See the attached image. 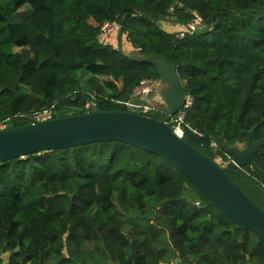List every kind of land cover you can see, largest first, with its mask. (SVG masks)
I'll return each mask as SVG.
<instances>
[{
    "label": "trees",
    "instance_id": "obj_1",
    "mask_svg": "<svg viewBox=\"0 0 264 264\" xmlns=\"http://www.w3.org/2000/svg\"><path fill=\"white\" fill-rule=\"evenodd\" d=\"M195 12L203 25L190 32ZM106 21L123 26V51ZM128 49L177 65L194 99L184 138L211 158L213 141L223 153L262 137L264 0H0V122L84 113L93 94L96 110H125L113 100L159 77ZM238 172L264 199V146ZM0 264H264V241L165 159L108 140L0 163Z\"/></svg>",
    "mask_w": 264,
    "mask_h": 264
},
{
    "label": "water",
    "instance_id": "obj_2",
    "mask_svg": "<svg viewBox=\"0 0 264 264\" xmlns=\"http://www.w3.org/2000/svg\"><path fill=\"white\" fill-rule=\"evenodd\" d=\"M123 26L118 32V49L123 51ZM128 59L150 62L157 68L161 86L157 105L168 114L158 119L127 110H94L56 116L19 126L0 128V163L46 152L99 141L117 140L149 150L182 172L218 210L235 226L253 230L264 241V207L242 188L238 168L245 166L255 151L264 146L262 137L253 140L252 130L245 143H222L232 156L228 167L237 175L233 179L218 162L174 133L168 123L171 115L184 104L183 87L177 65L168 56L145 53L138 49L125 51ZM197 207L186 196L178 198Z\"/></svg>",
    "mask_w": 264,
    "mask_h": 264
},
{
    "label": "built area",
    "instance_id": "obj_3",
    "mask_svg": "<svg viewBox=\"0 0 264 264\" xmlns=\"http://www.w3.org/2000/svg\"><path fill=\"white\" fill-rule=\"evenodd\" d=\"M170 10L172 11L173 7H171ZM194 14L195 18L188 26V31L190 32H194L197 28H200L203 25V18L196 12ZM117 31H119L118 22H104L102 26V32L104 35H113ZM182 35H184V33H182ZM160 86V77H144L132 90L127 99H114L113 101L123 105L127 111L161 119L168 113L159 108L156 104ZM193 101V97L190 94H186V99L183 106L177 112L172 114L168 120V123L171 125L174 133L182 138H184L186 128H191L189 123L186 122V118L193 105ZM97 105L98 99L93 94L85 104L86 112L96 110ZM155 113L162 115V117H158L155 115ZM53 115H55V112L53 110V106H51L50 108L35 111L26 116L30 118V122H38L41 120L54 118ZM0 128H6L5 124L0 122ZM193 130L199 133L196 129ZM212 147L215 153V157L213 159H215L222 167L227 168L229 162L232 160V156L226 151L221 153L219 151V145L215 141L212 142ZM239 168L243 169V167Z\"/></svg>",
    "mask_w": 264,
    "mask_h": 264
},
{
    "label": "rangeland",
    "instance_id": "obj_4",
    "mask_svg": "<svg viewBox=\"0 0 264 264\" xmlns=\"http://www.w3.org/2000/svg\"><path fill=\"white\" fill-rule=\"evenodd\" d=\"M29 12H30V6L29 5H24L20 10H19V13L14 17V19H13V21H15V22H17V21H20L21 19H23L26 15H28L29 14ZM172 20V19H171ZM167 25V26H166ZM171 26H169V21L167 20V24L165 23V28H166V30H168L169 28H170ZM118 32L119 31H117L116 33H114L113 35H111L112 36V38L113 39H115V40H118ZM155 115H157L158 117H162V115H159V114H156L155 113ZM229 171V170H228ZM230 173V175H231V177L232 178H234V179H237V178H235V176H234V174L233 173H231V171H229ZM243 184V183H242ZM243 189L247 192V193H249L256 201H257V203H259L261 206H263L264 207V199H263V197H262V195H261V193L259 192H257V193H255V192H253V191H251L250 189H248V188H246V186L243 184ZM257 198V199H256ZM5 256V255H4Z\"/></svg>",
    "mask_w": 264,
    "mask_h": 264
},
{
    "label": "clouds",
    "instance_id": "obj_5",
    "mask_svg": "<svg viewBox=\"0 0 264 264\" xmlns=\"http://www.w3.org/2000/svg\"><path fill=\"white\" fill-rule=\"evenodd\" d=\"M159 119V118H158Z\"/></svg>",
    "mask_w": 264,
    "mask_h": 264
},
{
    "label": "crops",
    "instance_id": "obj_6",
    "mask_svg": "<svg viewBox=\"0 0 264 264\" xmlns=\"http://www.w3.org/2000/svg\"><path fill=\"white\" fill-rule=\"evenodd\" d=\"M129 50V49H128Z\"/></svg>",
    "mask_w": 264,
    "mask_h": 264
}]
</instances>
